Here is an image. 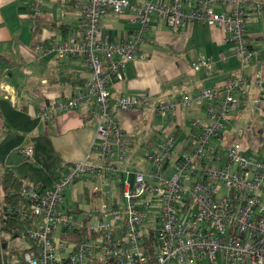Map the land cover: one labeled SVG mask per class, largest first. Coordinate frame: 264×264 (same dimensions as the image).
<instances>
[{
    "label": "built area",
    "instance_id": "obj_1",
    "mask_svg": "<svg viewBox=\"0 0 264 264\" xmlns=\"http://www.w3.org/2000/svg\"><path fill=\"white\" fill-rule=\"evenodd\" d=\"M41 1L32 0L35 14ZM68 2L79 14L77 24L61 41L37 45V54L79 57L89 77L68 96L40 99L37 114L46 119L83 106L86 120L95 122L94 159L70 164L48 187L23 184L19 206L6 208L18 215L6 235L28 241L23 264H264V144L250 125L231 127L230 133L224 128L234 108L264 112V73L232 76L182 97L178 102L200 108L202 119L189 121L178 151V131H161L153 147L141 152L139 170L123 167L127 150L115 114L136 111L142 101L110 90L126 63L149 60L139 43L152 18L172 31L188 21L216 27L222 33L219 59L234 54L246 64L257 53L248 25L262 20L264 0ZM106 13L126 16V33L102 37ZM190 65L209 69L211 61L197 57ZM249 85L257 89L254 96L243 95ZM236 93L245 99H236ZM176 105L158 102L152 111L169 117ZM18 149L32 159L30 144ZM78 180L89 185V210L64 204L65 190Z\"/></svg>",
    "mask_w": 264,
    "mask_h": 264
},
{
    "label": "crops",
    "instance_id": "obj_2",
    "mask_svg": "<svg viewBox=\"0 0 264 264\" xmlns=\"http://www.w3.org/2000/svg\"><path fill=\"white\" fill-rule=\"evenodd\" d=\"M31 3L32 0H0V178L9 170L22 184L48 187L70 164L85 157L93 161L91 141L95 122L86 120L83 106L46 119L38 116L40 99L49 101L72 94L81 89L89 73L79 57L57 60L50 54H37V45L59 42L68 35L79 19L76 9L68 0H42L40 12L35 14ZM126 18L104 14L100 19L101 36L116 38L126 33L130 27ZM248 30L251 46L257 53L242 65L234 54L225 61L219 59L220 29L188 21L172 31L162 20L151 19L139 43L140 51L149 60L126 63L121 79L110 83L112 94L135 95L142 101L136 111L115 114L127 150L123 167L139 170L143 166L141 152L153 147L161 131H178V151L189 121L202 119L200 108L178 102L182 97L193 94L199 87L219 86L232 76L249 77L258 69L264 73V16L260 22L250 23ZM197 57H207L211 61L209 69L194 70L190 64ZM256 93L257 89L249 85L243 95L250 97ZM243 95L236 93L235 98L245 99ZM164 101L177 102L169 117L152 111L155 103ZM256 116L264 121V112L234 108L232 128L248 119L252 132L263 134L264 124L260 126ZM24 143L32 146V159L19 152ZM84 194L86 197L79 203L73 191L70 204L63 194L64 204L89 210L91 203L87 200L91 202L92 196L86 182H82V197Z\"/></svg>",
    "mask_w": 264,
    "mask_h": 264
},
{
    "label": "trees",
    "instance_id": "obj_3",
    "mask_svg": "<svg viewBox=\"0 0 264 264\" xmlns=\"http://www.w3.org/2000/svg\"><path fill=\"white\" fill-rule=\"evenodd\" d=\"M260 133V132H259ZM260 138H263V134H258ZM22 182H18L16 177L8 170L4 172L0 178V192H1V200H0V232L7 234L9 228L16 225L18 215L14 213L9 214L6 212V208L16 207L20 204V199L17 194L19 189L22 187ZM9 238L13 236L8 235ZM22 241L25 244L28 241L25 238H22ZM7 247V239L0 240V253L2 254V258L0 257V264H23L21 259V254L25 248H22L19 252L10 251L7 255L4 254L3 249ZM0 254V256H1Z\"/></svg>",
    "mask_w": 264,
    "mask_h": 264
},
{
    "label": "rangeland",
    "instance_id": "obj_4",
    "mask_svg": "<svg viewBox=\"0 0 264 264\" xmlns=\"http://www.w3.org/2000/svg\"><path fill=\"white\" fill-rule=\"evenodd\" d=\"M255 113V112H253ZM254 116V114H253ZM257 117V122L260 123V126H262L264 124V121L260 118V116H256ZM244 123H247V125H249L251 122L248 121V119H246L245 121L243 122H239V124H237L236 126H239V127H243L244 126ZM186 126V125H184ZM225 127V132L226 133H230V129L233 125V123L229 122L227 124L224 125ZM263 136H264V132H263ZM230 137L228 136L225 140V143L227 144L228 141H229ZM213 143H215L216 141H212ZM260 143L261 144H264V137L260 139ZM148 165L146 164V169H147ZM73 191H74V195L76 196V200L81 203L82 202V199L84 197H86V195L84 194L83 197H82V180H78L76 182H74L72 184V186L68 189L65 190L64 192V200L70 204L71 202V197H72V194H73ZM223 191H220L219 194H222ZM87 203L90 204V201L87 200ZM7 239V247L3 249V252L5 255H7L10 251H14V252H19L20 250H22V247H23V241H22V237H12V238H9L8 235L2 232H0V240L2 239Z\"/></svg>",
    "mask_w": 264,
    "mask_h": 264
}]
</instances>
